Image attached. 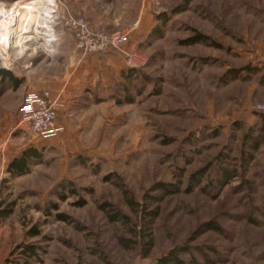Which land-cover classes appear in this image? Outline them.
I'll return each mask as SVG.
<instances>
[{
    "label": "rangeland",
    "instance_id": "obj_1",
    "mask_svg": "<svg viewBox=\"0 0 264 264\" xmlns=\"http://www.w3.org/2000/svg\"><path fill=\"white\" fill-rule=\"evenodd\" d=\"M218 2L0 0V68L21 80L17 86L0 77V206L5 200L10 226L0 240L17 243L11 254L18 262L33 244L39 247L32 264H153L184 247L180 255L189 263L264 264V143L252 150L251 139L243 143L248 127L230 121L246 111L226 103L221 79L223 62L235 59L230 48L242 38V25L217 24L228 11ZM27 3H33L26 11L30 27L18 38L15 30L27 20L17 17ZM75 16L107 33L129 32L125 48L145 62L131 66L121 48L85 51L69 23ZM157 27L161 37L152 34ZM198 32L208 41L189 42ZM224 43L228 60L217 49ZM112 54H121L125 66L114 71L104 63ZM92 55L105 79L96 84L102 97L93 99L103 103L75 119L79 131L44 142L19 125L27 90L57 82ZM12 138H22L26 148L38 144L42 158L31 165L33 173L5 182L10 161L23 151L12 150L4 167ZM242 148L254 157L244 165ZM236 166L238 175L221 183L223 170ZM58 182H71L76 193L59 199L52 194ZM81 198L86 202L79 205ZM50 199L60 205L46 214ZM106 202L131 215L137 235L133 226L109 220L100 207ZM150 212L156 213L148 223ZM126 237L131 246L120 242Z\"/></svg>",
    "mask_w": 264,
    "mask_h": 264
},
{
    "label": "crops",
    "instance_id": "obj_2",
    "mask_svg": "<svg viewBox=\"0 0 264 264\" xmlns=\"http://www.w3.org/2000/svg\"><path fill=\"white\" fill-rule=\"evenodd\" d=\"M221 2L228 11H226L225 14H221L217 24L242 25L240 28L242 38L235 39L231 44L230 49L236 54L233 61L228 60V48L226 43L217 48L220 50V56H225L228 60L223 62L225 65L221 76L223 81V99L226 100V103L229 105H244L246 107L244 114L233 116L230 121L241 122L248 128L255 127L252 136H260L264 134V117L262 112L256 110L254 106V108H252V105L264 101V0H219V5ZM220 20L222 22H220ZM120 55L112 54L111 57H107V61H104V63H109L110 61L114 71L117 69L119 70L125 66L124 59ZM79 61L83 63L80 67L81 69L75 68L72 71L69 70L68 72L70 75L62 77V79L57 82L52 83L53 81H48L46 83L44 82V85H34L37 90L51 89L53 96L58 98L62 104L59 108V112L60 122L64 130L55 137L67 132L79 131L81 127L79 126L80 128L73 129V122L78 119L81 122L83 117L93 111L99 110L100 104L103 103V101L96 102L93 99L95 95L102 97L101 87H96V84H98L97 81H105L104 77H101L103 73H101L100 69H97L98 66L95 65L100 64V59L92 55L91 57L85 56L80 58ZM80 70L83 75L80 74ZM105 85H107V83ZM107 93L110 94L111 92ZM21 139L22 138L10 139L11 144L8 146V154L4 157V167L10 159L9 153H12V150L26 149L27 144L22 142ZM39 139L45 142L49 141L51 138L42 139L39 137ZM263 143L264 138H262L260 145ZM35 146L40 148L36 143L34 144V147ZM33 168L34 167L21 174H13L7 170V178L1 179L5 182L7 179H22L23 176L33 173L31 170ZM25 189L27 190L28 187ZM4 201L5 200H2L3 204L0 206V238L2 231L8 232V230H10V226L6 223L8 220L6 218L7 216L3 213L6 204ZM4 222L6 224H4ZM16 244L17 243L13 244L12 242H8L7 240H0V264H18V261L12 257L14 256L13 251L16 248ZM21 249H23V247H19L18 250ZM12 252L13 254H11Z\"/></svg>",
    "mask_w": 264,
    "mask_h": 264
},
{
    "label": "trees",
    "instance_id": "obj_3",
    "mask_svg": "<svg viewBox=\"0 0 264 264\" xmlns=\"http://www.w3.org/2000/svg\"><path fill=\"white\" fill-rule=\"evenodd\" d=\"M192 0H184L185 5L190 3ZM162 30L163 28H156L153 31V35L161 37L162 36ZM210 38L209 35H206L202 32H198L197 34H194L193 37H191L188 41L189 42H193V41H205L207 42L208 39ZM8 77L11 78L12 80L15 81V85L19 86V83L21 82L20 78L17 77L11 70L6 69V68H0V77ZM262 115L264 117V112H262ZM264 128V125H263ZM255 127H250L247 128V132L245 133V138L243 140V143L248 145L249 140L251 139V143L249 144L250 148H252V150L257 149L260 146V143L262 141V138H264V134H261L260 136H252L253 131H254ZM242 155H241V162L243 163V165L249 161H251L254 157L252 154V151H246L244 150V148H242ZM42 149L38 148V147H34V146H30L28 148H26L25 150H23L21 152V154H19L18 156L13 157V159L10 161L9 165H8V170L10 172H12L13 174H21V173H25L26 171L30 170V167L32 164H34L37 160H40L42 157ZM239 169L240 167L236 166L234 168H228L226 167L223 170V173L221 175V183H225L228 182V180L231 177H234L236 175H238L239 173ZM69 182V181H68ZM170 185V186H169ZM64 188L65 190L61 191L60 189ZM160 188H162L165 192L168 191H174L171 188V184H161ZM192 188V187H191ZM70 193H76V187H74L73 185L70 184H65L64 182H58L56 184V187L53 189V195H56L59 199L61 200H65L68 196V194ZM53 199V198H52ZM49 201L48 206H45L43 208L44 212L46 214H51L53 209H58L59 208V202L57 200H52ZM86 202L85 199L81 198V201L78 202L77 204L81 205L84 204ZM100 207L105 210L108 213L109 216V220L110 221H114V222H121L124 225H131L133 226V228L131 229L132 233L137 235V230H136V225L134 223H132L133 219L131 217V215L129 213H124L123 211H121L120 209H117L116 207H113L112 203L110 202H106V203H102L100 204ZM156 212H150L149 215H151V220L148 223L152 222V219H154V214ZM56 217L60 218V219H66L67 215L58 212L55 214ZM215 225L212 226V228ZM216 228V226H215ZM36 231V230H35ZM38 233V232H37ZM120 242H122L123 245L126 246H131V244L134 242L132 240V237H126V238H120ZM38 247L36 245L33 244H28L24 247L23 249V253L21 255V257H23L21 259V261L18 262V264H32L34 259H38ZM186 250L188 249V247H184V248H172L170 249V251L168 253H166L165 255H162V257H160L157 261H155V263L153 264H203L201 261H198L197 259H193L192 263H189L188 260L184 259L181 255L180 252L182 250Z\"/></svg>",
    "mask_w": 264,
    "mask_h": 264
},
{
    "label": "built area",
    "instance_id": "obj_4",
    "mask_svg": "<svg viewBox=\"0 0 264 264\" xmlns=\"http://www.w3.org/2000/svg\"><path fill=\"white\" fill-rule=\"evenodd\" d=\"M4 5L0 7V16L4 14ZM73 27L77 45L85 51H106L110 48L122 49L127 54L128 64L139 66L145 59L138 53L128 51L125 45L131 41L129 32L107 33L100 29H94L87 24L84 17L75 16L69 21ZM138 21L134 27L138 26ZM19 108V125L26 126L34 134L42 139H50L62 133L64 130L60 122L59 108L62 105L58 98L53 96L51 89H29L25 92ZM255 109L264 112V101L255 103Z\"/></svg>",
    "mask_w": 264,
    "mask_h": 264
},
{
    "label": "bare ground",
    "instance_id": "obj_5",
    "mask_svg": "<svg viewBox=\"0 0 264 264\" xmlns=\"http://www.w3.org/2000/svg\"><path fill=\"white\" fill-rule=\"evenodd\" d=\"M32 5H33V3H27V4H25L24 6H22V8L20 9L22 12H24L23 14H21V15H18V17H17V21H20V17L21 18H23V19H25V20H27V22L25 23V26H24V29L22 30V31H20V33L17 31L16 32V30H15V34H18V38H20L21 36H23V31L26 29V28H29L30 27V24L28 23L29 22V20H30V18H29V15H27L28 13H26V11L28 10L29 11V9L32 7ZM23 16V17H22ZM16 23V22H15ZM3 28H5V27H3ZM8 28V27H7ZM9 29V28H8Z\"/></svg>",
    "mask_w": 264,
    "mask_h": 264
}]
</instances>
